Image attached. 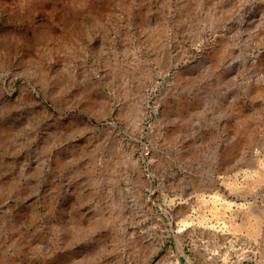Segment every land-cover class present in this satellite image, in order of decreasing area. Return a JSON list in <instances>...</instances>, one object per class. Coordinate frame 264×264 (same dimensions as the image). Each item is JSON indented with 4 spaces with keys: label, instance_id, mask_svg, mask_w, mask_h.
<instances>
[{
    "label": "rangeland",
    "instance_id": "374dc122",
    "mask_svg": "<svg viewBox=\"0 0 264 264\" xmlns=\"http://www.w3.org/2000/svg\"><path fill=\"white\" fill-rule=\"evenodd\" d=\"M0 264H264V0H0Z\"/></svg>",
    "mask_w": 264,
    "mask_h": 264
},
{
    "label": "bare ground",
    "instance_id": "6f19581e",
    "mask_svg": "<svg viewBox=\"0 0 264 264\" xmlns=\"http://www.w3.org/2000/svg\"><path fill=\"white\" fill-rule=\"evenodd\" d=\"M204 179V178H203ZM206 179V178H205ZM210 180H211V182H213V183H215V179L214 178H212V177H210ZM201 182V181H200ZM207 184V183H206ZM189 185V184H188ZM187 185V186H188ZM195 185H197V187H200L202 184H195ZM208 185V184H207ZM184 190V189H183ZM188 190H189V188H188ZM184 194H186V193H184ZM216 197H217V195H216ZM213 198V197H212ZM218 198V197H217ZM214 199H216L215 198V196H214ZM219 199V198H218ZM230 203H233V202H230ZM235 203V202H234Z\"/></svg>",
    "mask_w": 264,
    "mask_h": 264
}]
</instances>
